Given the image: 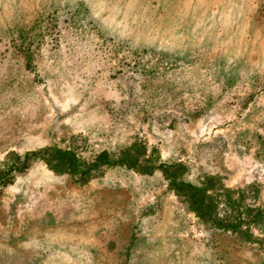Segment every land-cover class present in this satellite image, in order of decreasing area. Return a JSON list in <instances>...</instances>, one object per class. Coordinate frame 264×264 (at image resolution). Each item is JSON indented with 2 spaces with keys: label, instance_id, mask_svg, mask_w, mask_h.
<instances>
[{
  "label": "rangeland",
  "instance_id": "rangeland-1",
  "mask_svg": "<svg viewBox=\"0 0 264 264\" xmlns=\"http://www.w3.org/2000/svg\"><path fill=\"white\" fill-rule=\"evenodd\" d=\"M134 142L264 208V0H0V172ZM252 233L210 230L160 172L31 161L0 189V264H264Z\"/></svg>",
  "mask_w": 264,
  "mask_h": 264
},
{
  "label": "trees",
  "instance_id": "trees-1",
  "mask_svg": "<svg viewBox=\"0 0 264 264\" xmlns=\"http://www.w3.org/2000/svg\"><path fill=\"white\" fill-rule=\"evenodd\" d=\"M29 62V61H28ZM155 149L148 151L145 144L134 142L111 153L98 152L90 162H84L74 152L58 148L10 155L6 168L0 172V189L11 184L15 174L24 173L31 161H41L56 175H68L80 184H86L104 170L125 168L142 175L160 172L171 192L182 199L188 209L210 230L233 233L246 242H259L253 235L257 230L264 235V208L247 201L246 190L235 192L218 183L217 176H206L198 182L186 179L187 167L182 163L162 162Z\"/></svg>",
  "mask_w": 264,
  "mask_h": 264
}]
</instances>
